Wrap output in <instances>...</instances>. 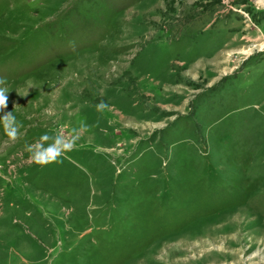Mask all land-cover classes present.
<instances>
[{
  "label": "rangeland",
  "instance_id": "1",
  "mask_svg": "<svg viewBox=\"0 0 264 264\" xmlns=\"http://www.w3.org/2000/svg\"><path fill=\"white\" fill-rule=\"evenodd\" d=\"M0 78V264H264V0H0Z\"/></svg>",
  "mask_w": 264,
  "mask_h": 264
},
{
  "label": "clouds",
  "instance_id": "2",
  "mask_svg": "<svg viewBox=\"0 0 264 264\" xmlns=\"http://www.w3.org/2000/svg\"><path fill=\"white\" fill-rule=\"evenodd\" d=\"M5 84L6 79L0 78V85ZM8 92L9 90L7 87L0 86V112L3 113V115L0 116V124H2L4 133L9 140L15 142L20 135L19 129L22 125L18 123L12 111H5L8 107ZM107 107L108 105L101 101L97 105V110L103 111ZM87 130L88 126L81 123L79 129H73L72 133L69 135H65L62 130L58 131L53 136L46 133L34 143L26 145V150L30 153L32 162L37 165L44 166L49 163L59 162L61 156L74 149L76 141ZM49 141L51 142L49 143Z\"/></svg>",
  "mask_w": 264,
  "mask_h": 264
}]
</instances>
